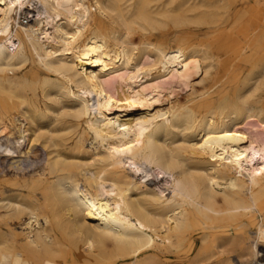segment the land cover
<instances>
[{
  "label": "bare ground",
  "instance_id": "bare-ground-1",
  "mask_svg": "<svg viewBox=\"0 0 264 264\" xmlns=\"http://www.w3.org/2000/svg\"><path fill=\"white\" fill-rule=\"evenodd\" d=\"M5 160L0 264H254L264 0H0Z\"/></svg>",
  "mask_w": 264,
  "mask_h": 264
},
{
  "label": "rangeland",
  "instance_id": "rangeland-1",
  "mask_svg": "<svg viewBox=\"0 0 264 264\" xmlns=\"http://www.w3.org/2000/svg\"><path fill=\"white\" fill-rule=\"evenodd\" d=\"M38 10L41 11V8L39 7ZM191 30H195V29L191 28ZM172 46H175L174 42L172 43ZM33 152H34V154L32 155V157H33L32 161H29L28 165L25 166V167H27V168H25L27 172L24 171L25 173L24 172L20 173L22 171V167L21 168H16L15 170L13 169L15 171V172H13L12 169H10L9 160H5L3 162V166L0 168V176H2L3 174H6V175H8L10 177L11 175H14V174L16 175V174H19V173H20V175H22V176H24L26 178H30L32 176H36L37 173L42 171V169L44 167V161L46 159V154H45V151L42 148H40V147L33 148ZM27 176H29V177H27ZM227 230L230 233L233 232L232 228H228ZM252 230L253 229L250 228V229L247 230V232H250ZM196 242H197V244H196V248L195 249H190L189 247H187L184 250H182L181 252H178V253H175V254H173V255H171L169 257L163 258V261L166 262V264H191L192 261L194 260V257H195V255H196V253L198 251L199 244H200V242L198 240ZM228 254H229L228 256H230V259L233 262V264H238L235 253H228ZM216 261H218V260L215 259V261L213 260L212 262L215 263ZM121 263H122V261H117L114 264H121ZM205 264H209V263H205Z\"/></svg>",
  "mask_w": 264,
  "mask_h": 264
},
{
  "label": "built area",
  "instance_id": "built-area-1",
  "mask_svg": "<svg viewBox=\"0 0 264 264\" xmlns=\"http://www.w3.org/2000/svg\"><path fill=\"white\" fill-rule=\"evenodd\" d=\"M254 264H264V251L254 260Z\"/></svg>",
  "mask_w": 264,
  "mask_h": 264
}]
</instances>
